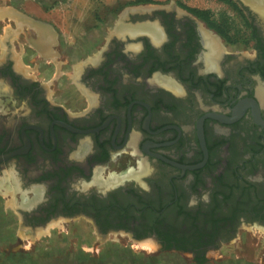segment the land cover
<instances>
[{
    "label": "flooded vegetation",
    "instance_id": "obj_1",
    "mask_svg": "<svg viewBox=\"0 0 264 264\" xmlns=\"http://www.w3.org/2000/svg\"><path fill=\"white\" fill-rule=\"evenodd\" d=\"M229 2L234 23L175 6L120 18L75 67L71 97L49 96L0 36V187L32 230L84 217L103 238L123 231L199 262L264 229V0ZM50 25H27L44 56L60 44Z\"/></svg>",
    "mask_w": 264,
    "mask_h": 264
},
{
    "label": "rangeland",
    "instance_id": "obj_2",
    "mask_svg": "<svg viewBox=\"0 0 264 264\" xmlns=\"http://www.w3.org/2000/svg\"><path fill=\"white\" fill-rule=\"evenodd\" d=\"M148 1V2H147ZM229 0H0V11L15 9L33 18L49 22L57 31L54 51L56 56L46 55L33 49L29 37L33 31L13 18L0 19V36H9V31L21 28L10 38L13 59L25 75L48 83L49 96L69 88L67 96L75 94V67L93 56L102 47L120 18L128 9L167 8L175 6L178 12L205 10L213 18L235 15ZM231 3V2H229ZM154 16V14H151ZM157 18V17H155ZM1 38V37H0ZM97 40L89 47L83 45ZM32 45V47H31ZM4 52L5 46L0 43ZM17 49H16V48ZM243 50V46H235ZM0 53V58H3ZM64 62V63H63ZM65 73V74H64ZM57 91V92H56ZM65 99V98H64ZM58 101V99H56ZM67 101V98L65 99ZM70 102V101H69ZM23 103H18L22 106ZM73 109V108H72ZM127 168L112 166L110 171ZM10 168H5L6 178L11 177ZM6 186L0 187V264H264V229L243 228L236 239L210 249L204 259L196 262L188 253L161 250L153 239L135 240L123 231H109L105 238L91 223L79 217L62 221L51 230H32L26 224L27 215L17 209ZM17 202V201H16ZM153 241L156 248L145 246ZM144 243V244H142Z\"/></svg>",
    "mask_w": 264,
    "mask_h": 264
},
{
    "label": "water",
    "instance_id": "obj_3",
    "mask_svg": "<svg viewBox=\"0 0 264 264\" xmlns=\"http://www.w3.org/2000/svg\"><path fill=\"white\" fill-rule=\"evenodd\" d=\"M156 9H164V10H169L167 8H136V9H128L122 16V18H127L129 14H143V13H152ZM8 17V18H13L17 20V22H22L24 24H27L31 27H34L39 30H51L53 31V27L45 22L39 21L31 16H28L20 11H17L15 9H10L8 11H0V19H3V17ZM19 31V28L17 30L10 31L9 36H12L16 34ZM203 142V139H202Z\"/></svg>",
    "mask_w": 264,
    "mask_h": 264
},
{
    "label": "bare ground",
    "instance_id": "obj_4",
    "mask_svg": "<svg viewBox=\"0 0 264 264\" xmlns=\"http://www.w3.org/2000/svg\"><path fill=\"white\" fill-rule=\"evenodd\" d=\"M263 93V92H262ZM263 97V96H262ZM262 100V99H261ZM263 103H264V98H263ZM141 166V170L142 169H145L144 168V166H142L143 164H140ZM146 166V165H145ZM147 168V167H146ZM147 169H149V168H147ZM146 170V169H145ZM131 171V170H130ZM148 171V170H147ZM139 172V171H138ZM137 171H136V175H137V173H138ZM143 172V171H142ZM146 172V171H145ZM128 173V172H127ZM131 173V172H130ZM141 173V172H140ZM139 175V174H138ZM133 176V175H132ZM141 176V175H140ZM120 177V176H119ZM119 177H117V179L116 180H118V178ZM120 179V178H119ZM54 228V224H52V225H50L46 230H45V233L46 234H50L51 233V230ZM142 244H144V243H142ZM145 246L147 247V248H149V249H154V248H156V244L153 242V241H148L146 244H145Z\"/></svg>",
    "mask_w": 264,
    "mask_h": 264
},
{
    "label": "trees",
    "instance_id": "obj_5",
    "mask_svg": "<svg viewBox=\"0 0 264 264\" xmlns=\"http://www.w3.org/2000/svg\"><path fill=\"white\" fill-rule=\"evenodd\" d=\"M142 2H146V0H139V3H142ZM148 2V1H147ZM193 13L197 14V15H200V16H208V12L205 11V10H197V9H194L192 10Z\"/></svg>",
    "mask_w": 264,
    "mask_h": 264
}]
</instances>
